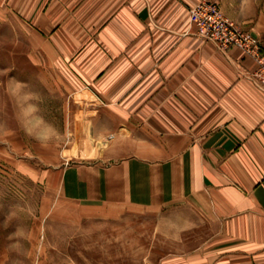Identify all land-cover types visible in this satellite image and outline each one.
Segmentation results:
<instances>
[{
  "label": "crops",
  "instance_id": "0c3cea01",
  "mask_svg": "<svg viewBox=\"0 0 264 264\" xmlns=\"http://www.w3.org/2000/svg\"><path fill=\"white\" fill-rule=\"evenodd\" d=\"M198 1L0 0V12L30 29L58 83L99 92L129 125L118 171L131 205L162 209L161 254L145 264H264V85L243 49L196 35ZM214 1L264 44V0Z\"/></svg>",
  "mask_w": 264,
  "mask_h": 264
},
{
  "label": "rangeland",
  "instance_id": "374dc122",
  "mask_svg": "<svg viewBox=\"0 0 264 264\" xmlns=\"http://www.w3.org/2000/svg\"><path fill=\"white\" fill-rule=\"evenodd\" d=\"M33 40L17 15L0 12V254L145 264L161 254L162 209L131 205L129 169L118 171L129 125L99 92L72 77L73 88L58 83Z\"/></svg>",
  "mask_w": 264,
  "mask_h": 264
},
{
  "label": "built area",
  "instance_id": "2783aa9c",
  "mask_svg": "<svg viewBox=\"0 0 264 264\" xmlns=\"http://www.w3.org/2000/svg\"><path fill=\"white\" fill-rule=\"evenodd\" d=\"M188 11L197 36L215 43L221 49L237 46L252 56L258 63L253 76L264 85V47L257 35L227 17L216 1L200 0Z\"/></svg>",
  "mask_w": 264,
  "mask_h": 264
}]
</instances>
